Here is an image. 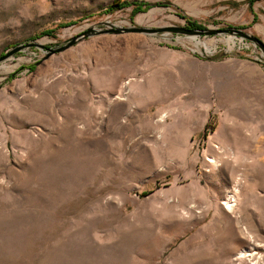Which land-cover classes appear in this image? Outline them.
I'll return each mask as SVG.
<instances>
[{
    "label": "rangeland",
    "instance_id": "374dc122",
    "mask_svg": "<svg viewBox=\"0 0 264 264\" xmlns=\"http://www.w3.org/2000/svg\"><path fill=\"white\" fill-rule=\"evenodd\" d=\"M125 1L0 0V56L42 45L0 63V264H264L262 51L112 31L264 41V0Z\"/></svg>",
    "mask_w": 264,
    "mask_h": 264
},
{
    "label": "water",
    "instance_id": "95a60500",
    "mask_svg": "<svg viewBox=\"0 0 264 264\" xmlns=\"http://www.w3.org/2000/svg\"><path fill=\"white\" fill-rule=\"evenodd\" d=\"M113 32L120 33V32H145V33H155L159 31H171L177 34H185V35H221V34H235L242 36L249 41H252L256 46L260 48L264 55V41L260 39L258 36L251 32L244 31L242 29L230 27V28H207V29H199V28H187L183 26H171L165 28H159L155 30H150L142 27H128V28H115L112 30ZM91 29L84 32L83 34L76 36L71 39L70 42L64 44L63 46L57 48H49L50 54L57 53L64 51L65 49L69 48L70 46L74 45L76 42L80 41L81 39L90 36ZM38 46L42 47V45L38 44L37 42H29L26 44H19L15 46L12 50L7 52L5 55L0 56V63L9 58L16 52L23 50L26 47H33Z\"/></svg>",
    "mask_w": 264,
    "mask_h": 264
},
{
    "label": "trees",
    "instance_id": "16d2710c",
    "mask_svg": "<svg viewBox=\"0 0 264 264\" xmlns=\"http://www.w3.org/2000/svg\"><path fill=\"white\" fill-rule=\"evenodd\" d=\"M250 4H253L254 2L258 1V0H248ZM169 3V2H168ZM124 4L131 6V5H135L137 9H141L142 3L140 1H133V0H128L125 1ZM145 5L147 6H151V3H145ZM169 5H171V3H169ZM125 6L123 4H117V5H111L110 6V11H114L115 9H121L124 8ZM179 10V12L181 13V17L186 19L188 21V24L193 27V28H201L200 24L197 22V20L192 19L191 17L187 16L185 14V12L180 9L177 8Z\"/></svg>",
    "mask_w": 264,
    "mask_h": 264
},
{
    "label": "crops",
    "instance_id": "0c3cea01",
    "mask_svg": "<svg viewBox=\"0 0 264 264\" xmlns=\"http://www.w3.org/2000/svg\"><path fill=\"white\" fill-rule=\"evenodd\" d=\"M263 8H264V6H263ZM259 15L261 16V14H259ZM256 28H257L258 32H260L264 35V26H257Z\"/></svg>",
    "mask_w": 264,
    "mask_h": 264
},
{
    "label": "bare ground",
    "instance_id": "6f19581e",
    "mask_svg": "<svg viewBox=\"0 0 264 264\" xmlns=\"http://www.w3.org/2000/svg\"><path fill=\"white\" fill-rule=\"evenodd\" d=\"M244 255V252H242V254L240 256H243Z\"/></svg>",
    "mask_w": 264,
    "mask_h": 264
}]
</instances>
